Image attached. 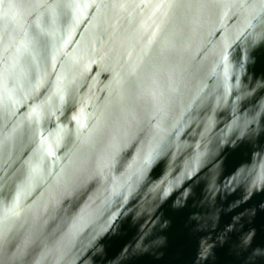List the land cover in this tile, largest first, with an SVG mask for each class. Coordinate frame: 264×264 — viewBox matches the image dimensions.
Returning <instances> with one entry per match:
<instances>
[{"label":"water","instance_id":"obj_1","mask_svg":"<svg viewBox=\"0 0 264 264\" xmlns=\"http://www.w3.org/2000/svg\"><path fill=\"white\" fill-rule=\"evenodd\" d=\"M0 264H264V0H0Z\"/></svg>","mask_w":264,"mask_h":264}]
</instances>
